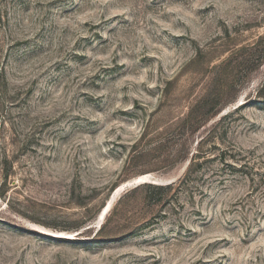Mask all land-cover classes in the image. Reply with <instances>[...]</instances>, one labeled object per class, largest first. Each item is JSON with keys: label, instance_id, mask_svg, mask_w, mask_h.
<instances>
[{"label": "rangeland", "instance_id": "374dc122", "mask_svg": "<svg viewBox=\"0 0 264 264\" xmlns=\"http://www.w3.org/2000/svg\"><path fill=\"white\" fill-rule=\"evenodd\" d=\"M0 264H264V0H0Z\"/></svg>", "mask_w": 264, "mask_h": 264}, {"label": "bare ground", "instance_id": "6f19581e", "mask_svg": "<svg viewBox=\"0 0 264 264\" xmlns=\"http://www.w3.org/2000/svg\"><path fill=\"white\" fill-rule=\"evenodd\" d=\"M151 176V175H150ZM149 175H143V176H139L138 178H136V181L138 182V183H142V182H148V181H150V177ZM123 186L124 185H122V186H120L116 191H115V193H114V195L116 196V195H118V194H120V192H122V191H124L123 190ZM114 196V197H115ZM113 197V196H112ZM112 203H113V201L111 200V201H108V204L106 205V206H104V212L102 213V216L100 217V218H98V223H99V225L103 222V220H104V218H105V216L107 215V213H108V211H109V209L111 208V206H112ZM99 217V216H98Z\"/></svg>", "mask_w": 264, "mask_h": 264}, {"label": "trees", "instance_id": "16d2710c", "mask_svg": "<svg viewBox=\"0 0 264 264\" xmlns=\"http://www.w3.org/2000/svg\"><path fill=\"white\" fill-rule=\"evenodd\" d=\"M188 120L190 119V115H188ZM197 156H194L193 159H192V162L190 164V168L188 169V175L189 173L192 172V169H193V165L195 164V160H196ZM187 177V176H186ZM174 186V184H168V185H155V184H144L142 186L143 189H148V190H159V191H164V190H167V189H170ZM106 225V223L104 224V226ZM104 226L101 228L100 231L103 230Z\"/></svg>", "mask_w": 264, "mask_h": 264}, {"label": "water", "instance_id": "95a60500", "mask_svg": "<svg viewBox=\"0 0 264 264\" xmlns=\"http://www.w3.org/2000/svg\"><path fill=\"white\" fill-rule=\"evenodd\" d=\"M152 184H155V185H168V184H171L172 182H164L162 180H157V179H153L152 181H148ZM143 183H147V182H142V183H138L136 181V179L130 181V182H127L124 184L123 186V190H125L128 186H131V185H140V184H143ZM104 212V209H102L101 213L99 214V218L102 216V213Z\"/></svg>", "mask_w": 264, "mask_h": 264}]
</instances>
